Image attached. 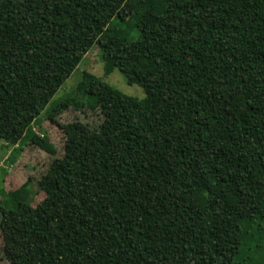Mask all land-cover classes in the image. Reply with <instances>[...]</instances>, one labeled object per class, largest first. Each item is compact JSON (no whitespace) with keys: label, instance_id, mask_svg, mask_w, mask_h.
<instances>
[{"label":"trees","instance_id":"obj_1","mask_svg":"<svg viewBox=\"0 0 264 264\" xmlns=\"http://www.w3.org/2000/svg\"><path fill=\"white\" fill-rule=\"evenodd\" d=\"M95 46L146 94L84 71L48 113L103 120L0 190V227L40 243L28 264H264V0H0L14 151L38 142L33 123Z\"/></svg>","mask_w":264,"mask_h":264},{"label":"rangeland","instance_id":"obj_2","mask_svg":"<svg viewBox=\"0 0 264 264\" xmlns=\"http://www.w3.org/2000/svg\"><path fill=\"white\" fill-rule=\"evenodd\" d=\"M136 9V5L130 2L122 10L121 16L129 19ZM134 37L136 34L130 36V38ZM84 71L100 76L128 95L142 99L146 94L141 85L130 83L119 68H114L111 73H106L100 48L98 46L93 47L33 123L32 129L39 135L37 143L24 144L23 150L14 151L16 146L7 144L0 137V190L3 187L7 190L17 189L29 176L40 179L48 164L63 154L68 135L77 133L86 136L98 129L103 120L102 112L98 107L87 106L79 110L73 108L60 110L57 108L48 115L56 102L75 89L82 79ZM24 142L26 143V141ZM12 153L13 155L10 157ZM15 159H17L16 162ZM31 188H35V184ZM44 196V192H37L34 205L41 201ZM39 247V242L20 231L16 233L10 224L3 223L1 225L0 264H28Z\"/></svg>","mask_w":264,"mask_h":264}]
</instances>
